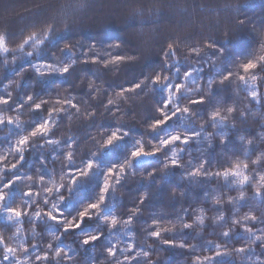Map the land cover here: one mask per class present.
<instances>
[{
  "label": "trees",
  "instance_id": "obj_1",
  "mask_svg": "<svg viewBox=\"0 0 264 264\" xmlns=\"http://www.w3.org/2000/svg\"><path fill=\"white\" fill-rule=\"evenodd\" d=\"M47 23L54 27L43 45L34 49L30 43L19 50L25 37L33 31L39 33ZM0 34L9 49L0 52V97L9 99L8 104H0V116L20 120L19 127L6 121L0 124V156L4 157L0 160V191L7 194L0 202V237L4 241L0 264H16V258L24 264L25 256L26 264H264V194L257 197L252 187L264 172V158L251 163L264 153V68L253 73L257 76L255 89L238 79L243 74L240 64L264 55V0H0ZM69 43L75 64L68 73H49L46 64L56 68L72 64L70 54L59 51ZM169 43L174 45L175 55L166 57ZM191 48L201 51L195 53ZM94 56L97 63H91ZM115 56L125 60L106 66L105 61ZM185 72L190 75L185 77ZM229 72L233 75L220 84ZM157 73L168 80L153 84L152 76ZM141 80V88L116 96ZM177 83L183 85L178 92ZM168 84L173 85L170 91L176 92L175 98H169ZM251 90L258 92L259 103L248 96ZM28 95L33 96L32 101H26ZM200 96L205 98L203 103H189ZM67 99L76 108L58 102ZM109 99L115 103L108 105ZM165 99H170L167 107ZM41 102H45L42 108L35 110L33 104ZM173 105L188 107L190 112L178 113L157 130H149L153 120L162 118L156 109L171 115ZM229 106L235 109L231 114L226 111ZM53 108L65 111L50 117ZM217 109L226 119H209ZM44 119L54 121L49 133L30 137L21 164L9 170L20 158L13 151L18 139ZM117 130L127 135L97 151L103 139ZM171 134L187 135L189 142L177 141L158 154L133 159L119 183L113 177L115 188L107 194L101 214L124 220L139 208L130 225L110 228L93 212L80 228L63 232L62 224L48 219L49 211L63 220L72 219L95 201L106 169L122 163L137 140L150 150ZM248 139L251 145L245 143ZM49 140L58 143L49 144ZM173 149L180 166L165 167ZM69 152L71 162L66 158ZM88 159H94L98 167L70 189L71 175L82 170ZM241 160L248 163L245 172L251 178L243 186V199H237L241 186L234 182L235 177L187 175L201 162L202 172L215 173ZM13 176L21 179L4 189L3 184ZM28 176L32 179H26ZM50 181L62 185L59 192L44 191L52 186ZM29 191L31 195L25 196ZM145 193L141 202L139 197ZM60 195L65 199L57 204ZM217 198L220 203L215 202ZM8 207L18 208L21 217L9 221ZM201 209L203 225L195 221ZM37 211L40 217L35 216ZM221 213L223 218L216 220ZM249 213L258 219L241 220ZM234 219L240 223L234 225ZM153 220L158 223L152 224ZM184 223L193 226L184 229ZM242 225L262 239L253 242ZM158 229L163 230L161 235L152 237L150 233ZM87 231L101 236L82 244L81 232ZM225 231L228 236L223 235ZM54 235L60 238L54 240ZM164 240H172L175 246ZM181 242L184 247L179 246ZM130 243L133 248L129 250ZM5 245L17 249L15 258L3 260ZM112 245L116 255L110 257L105 249ZM238 247L245 251L237 252ZM57 248L61 249L59 256L55 255ZM145 251L148 257L138 254ZM217 251L229 254L216 256ZM44 253L46 259H36ZM126 256L130 259L125 260Z\"/></svg>",
  "mask_w": 264,
  "mask_h": 264
},
{
  "label": "snow or ice",
  "instance_id": "obj_2",
  "mask_svg": "<svg viewBox=\"0 0 264 264\" xmlns=\"http://www.w3.org/2000/svg\"><path fill=\"white\" fill-rule=\"evenodd\" d=\"M65 28L67 27L66 23H65ZM53 24L51 23H47L45 26H43L42 30L37 33V31H33L31 32L30 35H28L27 37L24 38L23 42L19 45V50H23L25 45H28L31 43V46L35 49L38 48L39 46L43 45L45 43L46 40H48L53 32ZM73 45L71 43L69 44H65L62 48L59 49V51L61 53L63 52H68L70 54V59H72V64H64L63 67H59L56 68L50 64H46L44 65L49 73L51 72H58L60 74H65L68 73L70 71V68L72 65L75 64V59L72 58L71 56V49H72ZM116 47H119V45H116ZM262 47H264V43H262ZM174 45L172 43H169L167 45V51L165 52V56L167 57L168 55H175L174 51H173ZM9 49L7 48L6 44H5V37L4 35L0 34V52H8ZM190 51L195 52V53H199L201 51L200 48H191ZM220 51L222 52L223 49L221 48ZM27 55L31 56L32 53L28 52L26 53ZM128 60H132L133 57H128ZM125 57H121V56H115L113 57L110 61H105V65L107 66L108 64H115L121 61H124ZM85 63L89 62L87 60L84 61ZM98 60L97 58L94 56L91 60V63H97ZM239 67L243 70V74L238 76L239 81H241L242 83H246L249 85L250 88L255 89L256 83H257V76L254 73L255 70H257L258 68H264V55H260L259 57H257L256 59H247L246 62L242 63L239 65ZM37 73H40V68H36L35 69ZM17 75H19V73H17ZM190 75L189 72H185L184 76L188 77ZM233 74L231 72L227 73L226 75H224L219 83L223 84L226 81H228L230 79V77ZM168 80V77L165 76L163 77V80L161 79V76L159 73H157L156 75L152 76V82L153 84H162L164 81ZM18 83V82H17ZM212 81L209 80V88L212 87ZM144 84V81L141 80L139 83L133 85L132 88L129 89H125L122 91H119L116 93L117 97H122L125 96L126 93H131L134 92L136 89L141 88V86ZM5 87H7V85H5ZM92 85L89 84V88H91ZM173 85L172 84H168L167 85V89L169 90V98H175L176 97V92H171L170 90L172 89ZM199 87V86H198ZM183 88V85L180 83L175 84V89L177 90V92L179 90H181ZM248 96L251 97L254 101H256L257 103L260 102L259 99V94L256 90H251L248 92ZM170 99H165L163 101L165 107L168 106ZM204 97L200 96L196 99H193L191 101H189L190 104H200L204 102ZM33 100V96L32 95H28L26 97V101H32ZM59 103H63V104H67L69 106H71L72 108H76V105L72 102L71 99H67L64 101H58ZM9 103V99L5 98V97H0V104H8ZM45 102H41V103H35L33 104V108L35 110H40L42 108V104ZM115 101L112 99H109L107 101L108 105H112L114 104ZM173 107L175 108V110L171 113V115L168 114H164V110L161 108H157V112H160L162 115V118L160 119H155L153 120L150 124H149V130H157L160 126L164 125L167 121H169L172 117H174L176 114L178 113H184L187 114L190 112V109L188 107H184V108H180V107H176L175 105H173ZM65 111V109L63 108H53V109H49V116L51 117V115L53 113H60ZM227 113L231 114L235 111V109L231 106L227 107L226 109ZM88 115H92V113H89ZM209 119H219L221 121H223L224 119H226V117L222 116L221 114V110L217 109L215 111H212L210 113ZM5 121L8 124H13L15 123L18 127L20 126V120L19 117H16L15 121L13 120L12 117H2L0 116V124H4ZM54 123V121H51L49 119H44L43 122L41 123H37L35 124L34 128H32V130L28 133V135H24L21 136L16 145L13 148V151H15L16 153L20 154V158L17 159L15 161V163L11 164L10 169H16L18 165L21 164L24 156H23V152L25 150V146H27L30 137H37L38 135H43L46 136L51 127L52 124ZM124 135H127V132H123L121 133L119 130L117 131H112L110 134H108L106 136V138L103 139V142L99 144L98 146V150L97 151H102L103 149H105L106 147L112 146L115 142H117L118 140H120ZM193 136L197 135L196 133L192 134ZM190 137L185 135V136H181L179 134H171L166 136L165 138H162L159 140L158 142V146H153L150 150H147L143 144L141 143L140 140H137L135 142V145L132 147L131 151L128 154V157L120 164H114L110 167H108L104 173V179L102 181V184L99 187V195L98 198L93 201V202H89L87 203V205L85 207H83L81 210L78 211L76 217L72 218V219H67V220H63L62 217L60 215H54L52 211H49L46 213L47 217L49 220L57 223V224H62V230L63 232H68L70 230H75L80 228L82 222L84 221L85 218H92L93 217V212H95V214H97V216L100 217L101 220L105 221L107 223V225L112 228L117 226L118 224H126V225H130L132 223L133 217L134 215L139 211V208H136L133 210L132 215H129L126 219L124 220H120L118 218L117 215L115 214H108V215H102V210H103V205L106 201V197L107 194L109 193L110 190H114L115 188V183H119L120 180L123 178V174L126 171V168H130L131 167V163L133 159H138L142 156H148V155H154V154H158L161 152V150L163 148H165L166 146H170L173 145L175 142L179 141L180 143H187L189 142ZM224 137H221V142L224 141ZM241 139H243V137H241ZM49 144H56L58 143V141L56 140H49L48 141ZM245 143L247 145H251L252 140L248 139L245 140ZM69 148L72 147V144L68 145ZM97 154V152L92 153V156L95 157ZM67 160L69 162L72 161L73 156L72 153L69 152L67 154ZM262 158H264V153H261L260 155H257L255 159H253L251 161L252 164H257ZM4 157L0 156V160H3ZM203 164L204 162H201L200 165H198L197 167L193 168L191 172L187 173V175H191V176H202V175H217L219 177L222 178H228L229 176L235 177V183H238L241 186V190L239 191L238 197L237 199H243L246 196V192L243 190V186L247 183H249L250 181V176L246 174L245 169L248 168V163L246 161H235L232 163L231 167L225 168L222 171L219 172H208V173H204L202 172V168H203ZM169 166H180V161L179 158L177 156V152L175 149L172 150V158L168 161V163L165 165V167H169ZM98 167L97 162L94 159H88L87 162L84 164L82 170L80 169H76L75 170V174L71 175V179L69 181V188L71 189L72 187L75 186V184L82 179L83 177L88 176L91 171ZM2 171V170H0ZM149 176L153 175V173H149ZM113 177H115V183H113ZM65 177H61V179H64ZM21 177L19 176H13V178L8 179L6 181V183L3 184V188L4 189H9L11 188V186L18 180H20ZM26 179L31 180L32 177L28 176L26 177ZM39 181L43 182L44 181V177L40 176L39 177ZM50 185L47 188L44 189L45 192L52 194L53 191L55 190L56 192H59L60 189L62 188V185L60 184H56L54 181H50L49 182ZM252 187L254 189V194L257 197H261L262 194H264V172H261L258 174V178L256 179L255 183L252 184ZM25 196L31 195V192H26L24 193ZM146 197V193L142 194L139 199L141 202L144 201ZM7 198V194L3 191H0V202L4 201ZM65 199L64 196L60 195L57 201V204L63 202V200ZM229 202L233 201V197H229L228 198ZM216 203H220L219 199L217 198V200L215 201ZM57 204H53V209L56 210L57 213L60 212V209L57 207ZM201 215L196 216L195 217V221L199 222L201 225L204 224L205 222V218L203 215V210L201 209ZM6 212L9 214L8 215V220L11 221L14 218L15 219H19L22 215L21 211L18 208H12V207H8L6 208ZM223 213H221L219 216L216 217V220H221L223 218ZM36 217H40L41 213L39 211H37L35 213ZM258 218L249 213L247 215H245L244 217L241 218V220H250V221H256ZM158 221L153 220L152 224H157ZM232 223L238 224L240 223V221L238 220H233ZM192 223H184L182 225V227L184 229H190L192 227ZM244 231L247 232L250 237L252 238V241L254 242L255 240H260L262 239L261 236H257L253 233V230L250 227H246L243 226ZM168 231H172L173 229L169 228L167 229ZM161 229H158L156 231H152L150 233V235L152 237H159L161 235ZM17 232H21L20 228H17ZM83 234V239L81 241L82 244H90L94 241H96L97 239L100 238L101 233L100 232H96V231H87V232H81ZM129 236L132 235V233H128ZM224 236H228L229 232L225 231L223 233ZM60 237L58 236H53L54 240H58ZM3 238L0 237V244H3ZM164 244L167 245H174V242L172 240H164L163 241ZM175 246V245H174ZM180 247H184L185 245L183 244V242H181L179 244ZM49 247H51V245H49ZM220 246L217 245V248H219ZM133 245L130 243L128 244V249H132ZM21 249L25 250V246L23 244H21ZM237 252H243L245 251L244 247H238L236 249ZM16 252L17 249L14 247H11L9 245H5L4 247V255H3V260L4 261H8L10 257L15 258L16 257ZM105 252L107 253L108 256L112 257L116 255V248L115 245H112L108 248L105 249ZM61 254V249L57 248L55 255L59 256ZM141 256L144 257H148L149 253L148 252H141L138 253ZM229 253L227 252H220L217 251L215 253L216 256H220V255H227ZM42 258L46 259L47 258V253L43 254V257L41 256H37L36 259L37 260H41ZM65 258H68L67 256ZM130 259L129 257H125V260ZM205 260H211V257H204ZM28 260V257L25 256L24 257V264H26ZM197 260H200L199 257H197ZM16 264H22V262L16 258Z\"/></svg>",
  "mask_w": 264,
  "mask_h": 264
},
{
  "label": "rangeland",
  "instance_id": "obj_3",
  "mask_svg": "<svg viewBox=\"0 0 264 264\" xmlns=\"http://www.w3.org/2000/svg\"><path fill=\"white\" fill-rule=\"evenodd\" d=\"M141 158V157H140ZM140 158H138V159H140Z\"/></svg>",
  "mask_w": 264,
  "mask_h": 264
},
{
  "label": "clouds",
  "instance_id": "obj_4",
  "mask_svg": "<svg viewBox=\"0 0 264 264\" xmlns=\"http://www.w3.org/2000/svg\"><path fill=\"white\" fill-rule=\"evenodd\" d=\"M64 45H65V44H64ZM64 45H63V46H64Z\"/></svg>",
  "mask_w": 264,
  "mask_h": 264
}]
</instances>
